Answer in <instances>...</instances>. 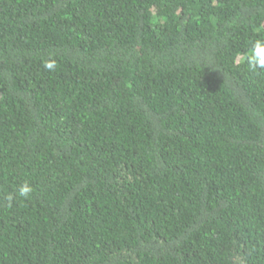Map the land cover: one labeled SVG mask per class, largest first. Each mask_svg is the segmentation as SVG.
Returning a JSON list of instances; mask_svg holds the SVG:
<instances>
[{
  "label": "trees",
  "instance_id": "trees-1",
  "mask_svg": "<svg viewBox=\"0 0 264 264\" xmlns=\"http://www.w3.org/2000/svg\"><path fill=\"white\" fill-rule=\"evenodd\" d=\"M0 264H264V0H0Z\"/></svg>",
  "mask_w": 264,
  "mask_h": 264
}]
</instances>
